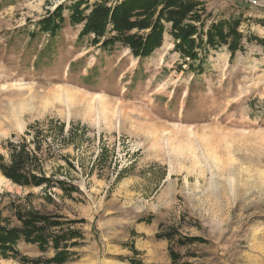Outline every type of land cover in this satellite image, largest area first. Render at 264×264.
Masks as SVG:
<instances>
[{"label":"rangeland","instance_id":"1","mask_svg":"<svg viewBox=\"0 0 264 264\" xmlns=\"http://www.w3.org/2000/svg\"><path fill=\"white\" fill-rule=\"evenodd\" d=\"M124 1L0 0V227L53 222L45 248L20 242L0 264H264V0H158L145 58L105 48L109 23L79 38L96 6ZM178 8L187 44L161 17ZM215 26L238 33L234 54L232 33L206 44ZM17 165L35 183L9 178Z\"/></svg>","mask_w":264,"mask_h":264},{"label":"trees","instance_id":"2","mask_svg":"<svg viewBox=\"0 0 264 264\" xmlns=\"http://www.w3.org/2000/svg\"><path fill=\"white\" fill-rule=\"evenodd\" d=\"M157 2L158 0H125L120 6H117L110 11L102 10V6H96V9L92 11L91 15L87 18V24L79 38L82 39L92 34L95 35L96 39H99L104 36L107 24L109 23L114 27L113 31L116 33V36L105 39L103 42L105 48L111 49L117 42H120L131 48L135 55L145 58L159 47L164 29L160 23V19L152 23V8ZM175 5V0H172L169 2L168 6L165 7L166 9L176 8ZM79 7L80 4L74 6L72 16V20L74 21L77 17L83 19V12L79 10ZM166 9L162 11L161 17L167 15V19L173 21L174 28L179 27V24L183 22L182 13L185 12V10H179L178 8V11L170 10V12H168ZM141 17L144 19L141 20ZM61 19L62 5L59 6L53 15L43 21L41 30L49 33L50 36H54L56 31H59L62 27L61 22L59 23ZM151 26L152 30L144 38L130 35V32L135 28L140 30ZM178 30H180V39L184 44H187L189 39L197 34V29L194 26H189L187 29H180L179 27ZM231 33L233 42H229V49L234 54L237 51L236 45L240 37L237 36L238 33L233 30ZM231 33L225 35L215 26L213 30L208 33L206 44L212 48L220 47L224 45V43H228L227 39ZM195 43L194 40H191L188 48L194 50ZM190 56L195 59L197 55L195 52L194 54L192 52L189 54V57ZM23 168L24 167H21L20 165L11 167L6 171V174L9 178L19 184L31 185L35 183V178H29ZM19 221L22 224L20 228L8 229L6 227H0V250L11 251L18 254L16 246L20 242L37 245L41 249L45 248L47 240L44 233L47 231V228L51 227L53 222L45 216H39L31 212L19 215ZM181 244L185 243L181 242ZM173 257L174 255L172 254V258ZM59 260L58 257H55L52 259V262L55 264H61L62 262ZM174 261L175 259H173V263L175 264ZM21 262L22 264H30V262L33 264H40L41 260L21 258Z\"/></svg>","mask_w":264,"mask_h":264}]
</instances>
